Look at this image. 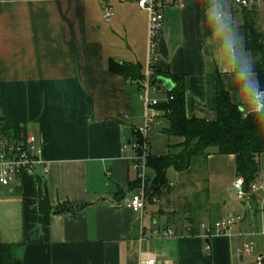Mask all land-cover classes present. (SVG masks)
Returning <instances> with one entry per match:
<instances>
[{"label":"crops","instance_id":"obj_1","mask_svg":"<svg viewBox=\"0 0 264 264\" xmlns=\"http://www.w3.org/2000/svg\"><path fill=\"white\" fill-rule=\"evenodd\" d=\"M109 5L113 16L105 21L100 0H0L1 122L34 138L47 168L45 175L37 172L41 184L35 176L20 175L0 187V243L23 245L13 264H140L152 258L157 264H256L258 257L264 263V192L252 194V201L235 197L230 209L212 203L206 173L218 157L213 153L186 173L168 170L185 175L187 184L180 190L167 184L158 202H149L141 214L125 208L137 178L129 144L143 126L144 105L139 87L110 72L108 64H138L145 75L146 60L140 65L134 45L136 39L148 45V16L131 2ZM255 5L257 27L264 34V0ZM200 6V0H184L182 8H163L156 66L162 74L182 77L186 116L212 122L221 77L200 36ZM230 9L242 35L241 7L230 0ZM102 21L112 22L111 27L102 29ZM117 31L123 32L128 47L120 61V45L111 43ZM165 91L162 86L156 96L160 103L167 100ZM230 101L244 114L256 109L245 111L235 96ZM156 123L146 134L148 153L179 152L182 139L162 132V118ZM225 158L233 169L227 185L232 193L234 160ZM262 158L256 183L264 179ZM199 165L204 166L201 174ZM191 180L207 185L200 190L206 194L195 195ZM177 192L184 194L183 200L194 199L195 213L184 210L176 217ZM41 198L51 208L63 203L87 206L51 214L44 224L38 210ZM230 216L241 220L227 230L213 228ZM201 225L211 227V233ZM168 229L173 234L163 236ZM250 243L247 254L243 247Z\"/></svg>","mask_w":264,"mask_h":264},{"label":"trees","instance_id":"obj_2","mask_svg":"<svg viewBox=\"0 0 264 264\" xmlns=\"http://www.w3.org/2000/svg\"><path fill=\"white\" fill-rule=\"evenodd\" d=\"M240 11L245 48L253 57L261 83L264 85V34L257 27L256 5L241 7ZM108 69L137 87L144 79L141 66L138 64H118L110 61ZM154 77L158 83L157 78L164 77L170 79L174 85L171 91H165L167 100L159 103L156 108L161 113L160 119L162 118L166 123L162 132L168 137L182 139V143L178 145L180 151L177 153L159 156L147 154L146 169L152 173V176H146L147 195L158 197L160 190L167 185L166 172L169 169L178 174L186 173L193 170L197 162L213 153L218 156L233 157L235 176L243 179L244 191L252 201L254 196L250 194V186L258 180L256 175L261 172V158L264 155V121L244 114L240 106L238 110L237 105L230 101L219 79L216 86V119L209 122L188 118L185 113L182 77L162 74L157 66L154 67ZM133 135L135 141L142 145L144 142L142 137L137 132ZM26 137L23 128H11L5 122L0 123L1 139L22 142ZM35 178L41 184L40 177L35 175ZM139 182L136 178L132 183L135 190L139 187ZM86 206L87 204L63 203L51 208L47 200L41 198L38 202L40 222L45 224L51 214L75 213ZM21 248H23L21 244L0 243V264H13Z\"/></svg>","mask_w":264,"mask_h":264},{"label":"built area","instance_id":"obj_3","mask_svg":"<svg viewBox=\"0 0 264 264\" xmlns=\"http://www.w3.org/2000/svg\"><path fill=\"white\" fill-rule=\"evenodd\" d=\"M104 3L102 17L105 21H109L113 16L109 2L117 3H134L141 11L148 16V45H147V60L146 72L143 81L139 86V99L144 105V120L143 126L137 129V133L142 137L143 144L140 145L137 141L129 144L134 151L132 158V168L137 173V178L141 181V185L129 197L125 203V208L133 213L141 214L145 208L146 203H157L158 199L155 196H148L146 186L144 185L146 170V157L148 154V141L146 134L148 130L157 124L161 113L157 110L160 103L156 97L161 84L156 82L154 77V67L156 66V41L157 36L163 27V8L165 6H175L182 8L184 0H100ZM257 0H233L234 5L238 7H247L255 4ZM259 104H256V109ZM126 148V145L124 146ZM40 170V171H39ZM37 172L45 175L47 168L44 166L43 160L40 158V148L36 145L35 139L27 136L22 142H11L0 138V187L9 186L17 176L38 175ZM243 179L237 178L233 184L234 195L237 199H249L243 188ZM264 192V179L254 182L250 186V194L257 192ZM264 200V193H263ZM241 220L240 216H230L225 220L216 221L213 228L218 230H227ZM201 228L210 234L211 227L201 225ZM163 236H171V230L161 232ZM264 236V231L262 232ZM253 244H245L243 250L249 254L252 251ZM140 264H157L155 258L145 260ZM256 264H262V258L256 259Z\"/></svg>","mask_w":264,"mask_h":264},{"label":"clouds","instance_id":"obj_4","mask_svg":"<svg viewBox=\"0 0 264 264\" xmlns=\"http://www.w3.org/2000/svg\"><path fill=\"white\" fill-rule=\"evenodd\" d=\"M198 28L204 45L208 46L229 98L235 96L245 105L259 108L248 111L254 119L264 121V85L243 36L230 9V0H200ZM227 71H222V69ZM225 79L229 81L225 84ZM235 104V101H233ZM239 110V105H237ZM242 115V114H241ZM247 119V117H244Z\"/></svg>","mask_w":264,"mask_h":264},{"label":"rangeland","instance_id":"obj_5","mask_svg":"<svg viewBox=\"0 0 264 264\" xmlns=\"http://www.w3.org/2000/svg\"><path fill=\"white\" fill-rule=\"evenodd\" d=\"M112 22H110L109 24H105L103 21L100 23V25L102 26V29H106L111 27ZM117 35L114 36L111 39V43H118L119 46V51H117L120 55L121 58H119L120 61L121 59L124 60L127 57V50L128 47L126 45V38L125 35L123 34L122 31H117L116 32ZM108 39V38H107ZM110 41V39H109ZM113 44V45H114ZM134 49L136 50V54H139V59L140 61V65H144L145 60H147V44L146 42H143L142 40H137L136 39V44L134 45ZM130 50V48H129ZM144 67V66H143ZM210 152H214V150H210ZM262 160H264V157L262 158ZM213 164L214 166L210 165L209 171H207L206 176H207V180H208V186L205 185L203 182L200 181H196V180H191L194 187H193V191L194 194L197 195L196 192H199L198 195L200 194H206L205 193H201V189H206L208 188L209 191V199L212 203L214 204H218L221 208L225 207V209H230L233 204H235L237 202V199L235 198V196L231 193L230 189H228L227 185L230 183V181H232L233 179V169L231 167H229L227 165V158H225L224 156L220 157H216V159H213ZM197 170H199V173H202V170L204 169V166H198L196 167ZM145 174V180H144V185L147 186V179L146 176H152V173L149 170H145L144 171ZM199 174H196L195 176H192L191 179H196L198 178ZM184 177V179H183ZM140 181V180H139ZM166 181L167 184H171L172 185V189L176 190H180L181 185L182 184H187V181H185V175H182L181 177H178L177 175H175V173H173L172 170L168 171L166 174ZM141 185V181L139 182V186ZM5 190V189H3ZM191 191V190H190ZM186 194L189 195L188 190L185 192ZM184 194L181 192H177V198L173 197V203L176 202L177 203L174 205L175 209L174 211L176 212V217L180 216V218L182 217L181 215H183L184 210L188 211L189 209H191L192 211L190 213H195V208H194V204H192L191 197L186 196V199L183 200L182 196ZM195 199H197L196 197H194ZM198 200V199H197ZM183 201V202H182ZM149 203H146V206ZM153 208V207H152ZM227 211V210H225ZM197 212V211H196ZM204 224L207 222L206 221H202ZM213 225V224H212Z\"/></svg>","mask_w":264,"mask_h":264},{"label":"water","instance_id":"obj_6","mask_svg":"<svg viewBox=\"0 0 264 264\" xmlns=\"http://www.w3.org/2000/svg\"><path fill=\"white\" fill-rule=\"evenodd\" d=\"M157 80L159 81V83L163 86V88L166 91H171L174 87V85L170 79H167L164 77H158ZM1 121H2V119L0 118V122ZM256 178H258V175H256ZM232 194H234V190H232Z\"/></svg>","mask_w":264,"mask_h":264}]
</instances>
